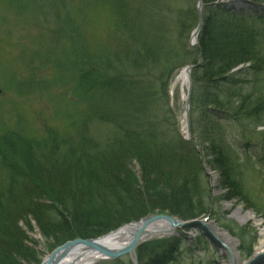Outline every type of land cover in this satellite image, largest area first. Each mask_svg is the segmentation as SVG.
<instances>
[{"label": "trees", "instance_id": "obj_1", "mask_svg": "<svg viewBox=\"0 0 264 264\" xmlns=\"http://www.w3.org/2000/svg\"><path fill=\"white\" fill-rule=\"evenodd\" d=\"M108 1L115 30L110 28L104 41L92 47L84 26H77L72 10L59 0V21L63 13L61 22L75 23L63 28L56 18V29L50 31L54 43L63 37L68 51L61 44V55L77 66L63 80L55 75L74 110L66 127L47 125L35 135L18 128L0 134V164L7 171L0 183V264L41 263L42 254L26 230L33 229V222L56 249L152 214L203 218L210 212V166L219 174L223 198L256 206L239 177L250 160L242 165L232 147L248 155L256 143L264 152V137L240 132L238 146L226 135L233 125L258 123L264 110V91L259 90L264 84V18L230 10L219 0H203L204 23L192 47L187 39L201 16L196 0H181L187 5L176 10L168 8L167 0ZM143 7L150 8L149 16ZM158 16L161 21L146 23ZM115 31L119 36L113 40ZM76 38L84 44L76 47ZM47 63L51 60L45 58L41 65ZM184 63L195 65L191 140L164 130L161 126L172 115L165 112L161 120L160 111L155 112L174 71ZM240 65L247 67L233 71ZM249 87L256 94L245 92ZM67 90L77 95L71 99ZM95 122L109 125L112 132L105 139L95 135ZM184 243L179 236L164 240L146 259L148 242L139 248L140 264H168Z\"/></svg>", "mask_w": 264, "mask_h": 264}, {"label": "rangeland", "instance_id": "obj_2", "mask_svg": "<svg viewBox=\"0 0 264 264\" xmlns=\"http://www.w3.org/2000/svg\"><path fill=\"white\" fill-rule=\"evenodd\" d=\"M110 1L118 3L119 0ZM137 1L139 3V0ZM140 1L142 2V0ZM65 2L68 8L72 10L71 17L77 22V26H84L82 32H85L84 35L92 47L104 41L110 28L115 30V25H113L115 18L109 6H105L111 3L108 0H65ZM167 2L168 8L172 10L187 5V3H182L181 0H167ZM217 4L225 5L234 11L251 12L264 18V3L256 0H219ZM196 5H198V0H196ZM24 7L27 8L26 11L22 10ZM60 8L59 0H56L54 4H49L44 0H0V134L5 129L18 128V130L35 135L43 133L47 125L65 128L69 116L74 112L70 108V104L65 101L63 87L55 83L57 81L55 75L57 79L63 80L68 76L69 71L72 70L71 68H77L69 58H66L64 54L61 55L60 47H64L61 44H64L66 51H68V45L63 37L57 41L59 43H54V36L50 35V31L56 29V18L60 27H74L75 25L74 22L68 24L61 22V18L65 16L63 13L60 15L59 21L56 13ZM149 9L143 7L142 10H146L149 16ZM143 14L145 16L144 12ZM164 16L166 19L169 17L168 13H164ZM166 19L164 23L168 26L170 21ZM158 20L161 21L159 16L156 20L147 19L146 23L152 22L153 24ZM86 22L88 23L86 24ZM118 36V31H115L112 39L116 40ZM191 40L192 32L189 39H187L190 46ZM83 44L84 41L76 38V47ZM38 52L41 53L40 57H37L38 55L33 56ZM32 58H34L33 61ZM45 58L51 60V63L42 66L41 64ZM186 65L185 63L184 65L181 64L179 65L181 67L174 71L167 93L162 101L158 103L160 109L157 106L155 107V112L160 111L158 118L161 120L164 118L165 112L172 115L169 123H163L161 127L164 130L169 128L171 133L178 132L185 139L184 123L186 122H184V116L187 90L180 83L174 84V81ZM53 67L56 69L55 72ZM238 70V68L234 69V71ZM74 85L72 84V87ZM16 87L22 90L23 93L19 92ZM262 89L264 91V84L259 88V90ZM66 92L71 99L77 95L76 91L73 90H67ZM245 92L256 94L253 87L246 88ZM258 106L260 105L258 104ZM263 123L264 110L260 112L258 123H251L248 120L242 125H233L232 128L228 129L226 141L231 144L237 141L238 146H241L239 139L235 138L241 134L240 132L259 138L264 137ZM92 131L103 139L112 132L109 125L99 122L92 124ZM256 145L254 143L251 149L252 152L247 151L248 155L242 149L232 147L238 151L239 162H242V165L250 160L251 165L244 166V173L243 175L241 173L239 177L247 185L256 206L249 207L243 201L223 198L224 190L219 187V174L210 166L207 170L211 193L209 214L203 218L195 219L196 221H185L190 226L179 228L173 234L150 241L149 245L146 246V248H150L147 251L146 259L148 258V252L151 251V248L156 247L157 243L163 244L164 240L168 241L179 236L185 241L184 246L181 248L176 260L168 264H233L227 249L225 250V246L223 247L222 241L211 238L212 234L207 224H213L221 232L229 233L238 242L236 252L240 258L239 264H264V257L254 258V253L260 241L264 240V154L259 157L258 151L264 152L262 148L258 149ZM4 173L6 174L7 171L0 164V183H3ZM205 218H207L206 225H191L192 222L203 221ZM23 226L26 228L25 225ZM26 230L37 243L35 246L42 254V261L52 254L54 249L41 234L35 222H33L32 230L28 228ZM141 252L142 249L140 251L139 248L136 251L137 264H140ZM93 264L135 263L132 258L125 255L114 260H101Z\"/></svg>", "mask_w": 264, "mask_h": 264}, {"label": "water", "instance_id": "obj_3", "mask_svg": "<svg viewBox=\"0 0 264 264\" xmlns=\"http://www.w3.org/2000/svg\"><path fill=\"white\" fill-rule=\"evenodd\" d=\"M201 16L199 19V24L196 27V29L193 31L192 33V40H191V44L192 45H196L198 43V35L201 31V28L203 26V16H202V7H203V0H198V5H197ZM195 65L194 64H189L185 67V69L188 72L189 75V85H188V89H187V95L185 98V120H186V138L190 139L191 137V133H190V101H191V92H192V70L194 69ZM158 221H167L171 228H172V233H174V231L176 230V228L182 227H188L190 225L186 224L185 221L179 219L176 216L173 215H169V214H165V213H159V214H152V215H148L143 217L140 221H135V222H130L128 224H125L123 226L129 225V224H137L139 223V227L133 237V239L131 240V242L126 246V247H113V246H109V245H101L97 242V240L99 238L105 237L113 232H115L116 230L120 229L121 227L117 228L116 230H112L107 234H104L100 237L97 238H88V239H83V238H77L74 240H70L67 241L66 243L58 246L51 255H49L48 257L44 258V260L42 261L41 264H61L62 260L66 257V255L70 252V250L77 246V245H84L87 246L88 248L95 250L97 252H100L101 254H103L105 256L104 260H114L117 259L119 257L128 255L130 258H132V260L134 261L135 264H137V257H136V250L142 245L144 244L146 241V236H147V231L148 228L155 222ZM196 221V220H195ZM207 222V218L203 221H197V222H192L191 225L195 226V225H199V224H205L206 225ZM211 238H215V235L212 234ZM218 240V239H217Z\"/></svg>", "mask_w": 264, "mask_h": 264}, {"label": "bare ground", "instance_id": "obj_4", "mask_svg": "<svg viewBox=\"0 0 264 264\" xmlns=\"http://www.w3.org/2000/svg\"><path fill=\"white\" fill-rule=\"evenodd\" d=\"M188 77V72L184 68L175 78L174 84L180 83L187 90L189 85ZM184 122H186V120H184ZM207 226L209 227L211 234L215 235L217 239L222 241L223 247L225 246V250L227 249V252L230 255L231 262H233V264H239L240 258L236 252L238 248V242L236 239L229 235V233L221 232V230L216 228L213 224H207ZM138 227L139 223L123 226L115 232L105 237L99 238L97 242L101 245H109L118 248L126 247L133 239ZM175 231H177V228ZM172 232V228L167 221H158L153 223L148 228V234L145 239L147 242H149L156 238L170 235ZM254 254V258L264 257V240L260 241V244L258 245V248ZM104 258L105 256L100 252L92 250L84 245H77L70 250V252L62 260L61 264H93L97 261L104 260Z\"/></svg>", "mask_w": 264, "mask_h": 264}]
</instances>
